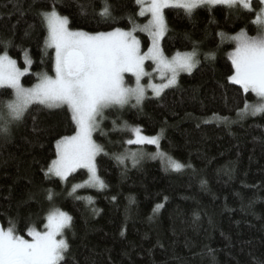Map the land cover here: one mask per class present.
I'll return each mask as SVG.
<instances>
[{
    "label": "trees",
    "instance_id": "1",
    "mask_svg": "<svg viewBox=\"0 0 264 264\" xmlns=\"http://www.w3.org/2000/svg\"><path fill=\"white\" fill-rule=\"evenodd\" d=\"M53 3L74 30H129L144 21L136 0H108L111 18L97 14L101 0H0V42H8L18 67H27L25 56L32 61L21 79L25 87L37 82L38 73L54 75V51L45 48L39 15ZM89 3L95 11L81 14L78 4ZM164 16L165 55L195 46L200 63L159 97L106 113L93 137L103 148L95 160L102 190L83 185L73 192L86 180L82 170L65 181L45 175L55 141L72 134L74 125L66 108L32 105L9 134H0V226L13 221L29 239L28 227L43 230L50 211L67 212L73 219L64 235L70 246L66 264H264V114L236 121L245 102L258 100L228 80L233 46H222L217 35L241 29L256 35L254 14L218 5L192 15L167 8ZM136 36L146 52L148 37ZM10 96V89H0V100ZM125 124L159 136V146L127 144L133 135ZM133 152L139 154L136 163ZM160 152L185 167L172 170ZM158 204L163 207L157 210Z\"/></svg>",
    "mask_w": 264,
    "mask_h": 264
},
{
    "label": "snow or ice",
    "instance_id": "2",
    "mask_svg": "<svg viewBox=\"0 0 264 264\" xmlns=\"http://www.w3.org/2000/svg\"><path fill=\"white\" fill-rule=\"evenodd\" d=\"M136 3L140 6L138 15L150 16L147 23L135 25L130 30L114 28L107 32L72 29L69 17L62 15L55 3L48 10L41 11L39 15L47 31L45 48L54 49V75L38 73L37 82L31 87L21 83V78L29 71L28 67H18L17 61L8 54V42H0L5 49L0 53V89H11L10 98L0 100V134H9L13 125L23 121L32 105L66 107L70 113L74 125L72 134L63 135L55 141V159L47 167L46 176L67 180L76 169H87L90 175L84 183L103 188L104 181L97 175L95 165V157L103 152V148L93 139V133L99 127L98 118L105 110L114 107L141 105L148 88L155 96H160L164 89L177 84L181 73L191 74L200 63L195 46L189 52H177L171 57L165 55L160 41L168 30L164 16L166 8L183 9L186 14L192 15L198 8L220 5L254 14L252 23L256 25V35H249L244 29L231 36L223 32L217 35L221 43L230 41L235 45L229 53L234 71L228 80L258 98L254 104L245 102L237 115L243 118L264 114V0H258V9L253 7V0H136ZM101 4L97 14L102 18H111L112 6L108 0H101ZM78 7L81 14H87L89 7L95 11L91 3L78 4ZM137 31L146 33L151 40L146 52L141 51V41L134 35ZM207 57L214 58V53H208ZM146 60L153 62L154 71L166 82L141 83L145 76L150 75L145 71ZM25 63L30 66L32 61L25 56ZM125 73L135 77L134 86L126 83ZM213 115L224 123L230 122L228 117ZM124 128L135 137L128 139L127 144L159 146V136H144L139 127L126 124ZM130 155L136 163L139 154L133 152ZM159 155L166 158L172 170L179 171L185 167L163 152ZM125 158L117 157L121 162ZM79 187L82 185H75L73 192ZM48 198L52 199L51 193ZM161 207L162 204L156 205L157 210ZM46 219L43 230L28 227L27 235L31 239L20 235L13 221H9L7 228L0 226V264H66L70 246L64 235L73 218L67 212L54 209Z\"/></svg>",
    "mask_w": 264,
    "mask_h": 264
},
{
    "label": "rangeland",
    "instance_id": "3",
    "mask_svg": "<svg viewBox=\"0 0 264 264\" xmlns=\"http://www.w3.org/2000/svg\"><path fill=\"white\" fill-rule=\"evenodd\" d=\"M258 2V0H253V2ZM257 5V3H253V7H255ZM167 9V8H166ZM165 10V9H164ZM183 10V9H182ZM139 11H140V6L138 5V13H139ZM138 13H137V17L138 18H140V19H143L144 21H142V22H137V21H135L134 23H133V25L131 26V28L130 29H132L133 28V26H135V25H143V24H145V23H147V21H148V19L150 18V16L149 15H145V16H140V15H138ZM256 26V25H255ZM129 29V30H130ZM136 33H142V34H144V35H146L147 37H148V35L146 34V33H144V32H140V31H137V32H135L134 33V35H136ZM148 41H149V45L148 46H150V44H151V40H150V38L148 37ZM162 41V40H161ZM161 41H160V45H161ZM219 43H221V38H220V40H219ZM222 44V46H226V45H231V46H233V48L235 47V45L232 43V42H230V41H225V42H223V43H221ZM233 50V49H232ZM232 50H230L228 53H227V57L229 58V53L232 51ZM53 51H54V49H53ZM230 59V58H229ZM230 61H231V59H230ZM27 67H28V65H26ZM144 67H145V71L146 72H148V73H150V75L149 76H145L142 80H141V83L142 84H145V85H147V84H149V83H151V84H160V83H162V82H166V81H162L161 80V77H160V75H159V73H157L156 71H154V68H155V65L153 64V62L151 61V60H146L145 61V64H144ZM234 70V69H233ZM181 74H183V73H181ZM22 79V78H21ZM125 81H126V83L129 85V86H134L135 85V77L131 74V73H125ZM240 86V85H239ZM29 87H31V86H29ZM170 88V87H169ZM166 89H168V88H166ZM166 89H164V91L166 90ZM11 90V89H10ZM163 91V92H164ZM162 92V93H163ZM251 92V91H250ZM161 93V94H162ZM254 94V93H253ZM255 95V94H254ZM149 97H151V98H157V96H155L154 94H153V92H152V90H151V88H148L147 89V92H146V98L145 99H147V98H149ZM159 97V96H158ZM257 98V97H256ZM144 99V100H145ZM257 100H258V98H257ZM132 103H135L134 101L132 102ZM44 106V105H43ZM129 106H131L132 107V104H129V105H125L123 108H125V107H129ZM46 107V106H45ZM63 108H66V107H63ZM123 108H119V107H114V108H111V109H108V110H105V112H104V114H103V116L101 117V118H98L99 119V127H100V125L101 124H103V121L106 119V113H109V112H120ZM67 109V108H66ZM238 114V113H237ZM257 116V115H256ZM251 117H254V116H252V115H248V116H246V117H243V118H241V117H239L238 115H236V121L238 122V121H244V120H246V119H249V118H251ZM111 122H112V120H111ZM99 127L97 128V130L96 131H98L99 130ZM95 131V132H96ZM95 132L93 133V137H94V134H95ZM135 137L133 136V139H134ZM94 139V138H93ZM134 145H137V144H134ZM155 146V147H157V145H152V144H147V143H144V144H139V145H137V146ZM102 153V152H101ZM101 153H99V154H101ZM98 154V155H99ZM97 155V156H98ZM97 156L95 157V160H96V158H97ZM167 162V161H166ZM168 165V164H167ZM168 167H170V166H168ZM171 168V167H170ZM79 170H82V171H84L85 173H86V180L85 181H87L88 179H89V172H88V170L87 169H76L73 173H71L70 175H69V177L70 176H72L73 174H75L76 172H78ZM51 176V175H50ZM52 177H54V178H57V179H59V180H61L59 177H55V176H52ZM61 181H65V180H61ZM84 181V182H85ZM78 183V184H80V185H84L85 187L87 186V187H89V188H92V189H95V190H102V188H100V187H98V186H90V185H87V184H85V183ZM80 188V187H79ZM78 188H76V190H77ZM73 191V190H72ZM46 223H47V220H46ZM29 237V236H28ZM65 238V237H64ZM29 239H31V237H29ZM58 239H59V237H58Z\"/></svg>",
    "mask_w": 264,
    "mask_h": 264
}]
</instances>
